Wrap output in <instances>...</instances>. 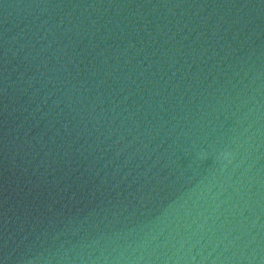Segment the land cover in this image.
<instances>
[{"label":"water","instance_id":"obj_1","mask_svg":"<svg viewBox=\"0 0 264 264\" xmlns=\"http://www.w3.org/2000/svg\"><path fill=\"white\" fill-rule=\"evenodd\" d=\"M0 264H264V0H0Z\"/></svg>","mask_w":264,"mask_h":264}]
</instances>
